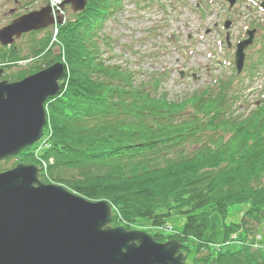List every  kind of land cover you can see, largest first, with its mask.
I'll return each instance as SVG.
<instances>
[{
	"label": "trees",
	"instance_id": "1",
	"mask_svg": "<svg viewBox=\"0 0 264 264\" xmlns=\"http://www.w3.org/2000/svg\"><path fill=\"white\" fill-rule=\"evenodd\" d=\"M123 3L88 0L74 19L58 26L59 55L50 44L52 30L35 39L31 56L21 55L15 45L0 47V66L7 69L21 60L36 62L6 74L11 80L55 61L67 69L61 94L47 105L48 147L42 156L54 163L43 181L89 200L109 201L113 226L131 229L145 221L158 241L196 240L190 264H264L250 245L213 250L203 239L213 212L224 220V241L239 229L251 235L254 226L248 221L264 220V94L244 115L234 110L235 77L218 78L177 101L159 92L160 75L138 82L133 70L104 56V47H111L104 24ZM19 161L37 163L29 148L16 156ZM244 203L250 204L247 216L228 225L230 206ZM178 214L185 217L181 231L166 235L157 230Z\"/></svg>",
	"mask_w": 264,
	"mask_h": 264
},
{
	"label": "rangeland",
	"instance_id": "2",
	"mask_svg": "<svg viewBox=\"0 0 264 264\" xmlns=\"http://www.w3.org/2000/svg\"><path fill=\"white\" fill-rule=\"evenodd\" d=\"M62 1L0 0V28L14 18L51 3L55 4L54 12H60H56V15L63 16V22L74 19L77 12L69 4L61 7ZM263 4L264 0H237L232 7L227 0H124L120 12L104 24V31L111 42V47H104V56L111 63L133 70L138 82L150 81L160 75L159 92H165L170 101L182 100L195 90L211 87L219 77L224 79L236 75L239 78L235 79L237 98L234 110L237 114L247 115L264 93ZM227 20L231 21V25L225 28ZM59 25L54 23L53 27L49 26L34 35L21 36L12 45L19 49L21 55L31 56V45L35 39L46 36L52 30V51L59 55L62 50L55 36V28ZM251 28L257 30L255 40L246 50L245 72L237 75L233 64L236 43ZM227 36L231 42L230 48L227 46ZM33 65L36 62L31 59L21 60L19 64L6 69V74L10 77ZM181 73L184 75L181 76ZM47 138L41 137L29 149L37 154L42 152ZM41 160L46 163L45 158ZM15 161H1L0 170L13 167ZM43 163L41 166H44ZM249 208V203L230 206L226 223L238 224L247 216L245 214ZM184 223L183 215H173L168 220V226L161 231L167 235L175 234L182 230ZM248 224L254 226L252 236L239 229L229 236L227 241L230 242L225 244L224 220L219 213L213 212L210 227L203 239L213 250H220L217 247L222 251L238 250L243 245H250L252 251L259 250L264 260V220L256 225L249 220ZM132 229L149 234L155 230L145 221L136 222ZM196 244L197 241L191 239L183 249L187 264L196 254Z\"/></svg>",
	"mask_w": 264,
	"mask_h": 264
},
{
	"label": "water",
	"instance_id": "3",
	"mask_svg": "<svg viewBox=\"0 0 264 264\" xmlns=\"http://www.w3.org/2000/svg\"><path fill=\"white\" fill-rule=\"evenodd\" d=\"M236 0H229L232 6ZM74 11L87 0H64ZM264 6V4H263ZM57 23L63 22L61 15ZM50 5L0 28V43L54 24ZM230 22L226 23V27ZM255 31L236 51L238 73ZM4 68H0V77ZM62 62L18 81L0 80V160L16 155L41 138L47 102L61 92ZM39 167L20 163L0 172V264H186L177 239L158 242L150 234L112 226V205L89 200L63 185L46 184Z\"/></svg>",
	"mask_w": 264,
	"mask_h": 264
},
{
	"label": "flooded vegetation",
	"instance_id": "4",
	"mask_svg": "<svg viewBox=\"0 0 264 264\" xmlns=\"http://www.w3.org/2000/svg\"><path fill=\"white\" fill-rule=\"evenodd\" d=\"M182 250H183V248H182Z\"/></svg>",
	"mask_w": 264,
	"mask_h": 264
}]
</instances>
